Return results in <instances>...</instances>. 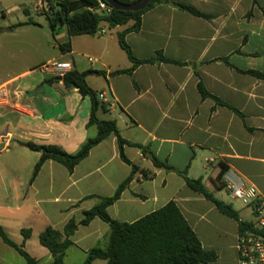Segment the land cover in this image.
<instances>
[{
	"label": "crops",
	"instance_id": "0c3cea01",
	"mask_svg": "<svg viewBox=\"0 0 264 264\" xmlns=\"http://www.w3.org/2000/svg\"><path fill=\"white\" fill-rule=\"evenodd\" d=\"M44 9H49L44 0H0L4 22L0 49L14 54L8 40L32 42L40 34L54 50L41 63L31 62L0 76V88L9 92L8 100L0 103V225L18 244L23 242L22 230H32L26 249L37 264H50L53 255L39 242V234L49 226L63 231L71 219L80 221L98 203L90 196H112L132 171L112 133L73 172L48 159L31 181L41 153L22 142L54 144L75 153L98 132L97 126H88L91 98L62 80L51 81L56 75L42 67L37 69L48 62L66 63L69 70L105 72L87 77L106 105L98 109V117L115 120L125 140L147 148L144 153L138 146L124 145L125 156L148 177L142 171L135 174L120 199L108 207L110 216L131 223L173 200L202 246L217 252V259L208 264H238V221L193 191L180 172L201 179L216 198L234 207L241 220H254L250 207L234 203L223 177L236 171L264 197V0H169L143 13L138 30H129L134 24L129 21L115 27L107 24L114 32L71 37L66 27L53 34ZM18 23L24 24L12 28ZM124 31L137 59L162 52L170 61L143 63L131 72L112 74L133 67L119 43ZM69 39L72 49L64 52L60 44ZM200 82L227 105L203 98ZM152 155L172 169L156 167ZM223 166L221 187L218 176ZM109 234V225L98 217L79 225L65 264H82L90 249L107 247ZM21 257L25 259L0 237V264H24ZM93 264L106 261L96 259Z\"/></svg>",
	"mask_w": 264,
	"mask_h": 264
},
{
	"label": "trees",
	"instance_id": "16d2710c",
	"mask_svg": "<svg viewBox=\"0 0 264 264\" xmlns=\"http://www.w3.org/2000/svg\"><path fill=\"white\" fill-rule=\"evenodd\" d=\"M44 1L49 5V9L45 10L44 13L49 20L53 34L55 35L57 30L61 27H66L69 37L82 34H96L103 22L110 27H115L133 21L134 24L129 30H138L141 25V16L143 13L156 4L169 2V0H153L145 9L136 12L116 10L112 7V11L108 16H102L87 9V7L97 5L99 0ZM119 1L123 3H133L137 0ZM177 5L195 15L207 16L193 7L183 4ZM30 22L32 21L30 20L28 23ZM23 24L24 23L15 24L12 28ZM126 31L119 34V43L133 62V67L130 69L117 70L112 74L131 72L135 67L143 63L170 61L164 57L162 52H158L155 58L143 60L137 59L124 39ZM60 49L64 52L70 51L72 49L71 39L61 43ZM91 73L105 74L104 71H79L74 68L70 69L63 75L55 76L50 80H62L66 87H74L78 89L82 95L91 98L92 108L88 126H97V135L89 137L75 153H69L60 146L54 144L45 145L33 141L22 142V144L30 150L41 153V156L34 167L31 181L35 179L42 165L48 159H53L62 163L70 172H73L76 165L88 156L90 150L112 133L118 138L122 159L131 165L132 171L129 176L119 184L112 196H90L97 198L98 203L91 209L85 211L84 217L80 221L71 219L66 224L63 231L49 226L39 234V242L53 255V261L50 264H65L64 257L66 250L73 244L71 236L78 229L79 225H87L97 217L106 222L110 227L108 245L105 248L96 246L90 249L82 264H93L96 259L105 260L106 264H208L215 261L218 257L217 252L215 250L205 249L202 246L198 235L173 200L169 201L160 209H157L131 223L122 222L110 216L108 207L120 199L123 191L133 180L135 174L138 171H142L144 177H148V173L145 170H140L139 166L128 160L124 154V145L129 144L138 146L144 153L147 152V148L125 140L121 136L115 120H102L98 117V109L100 107L106 108V105L99 101L98 92L93 90L87 82V77ZM198 87L203 98L212 97L218 104L227 105L219 98L211 95L202 82L199 83ZM233 109L243 117L241 112L235 108ZM152 160L154 165L158 168L172 169L167 163L160 161L154 155H152ZM225 170L226 166H223L222 171L218 176L221 187H224L222 176ZM180 174L185 178L187 185L193 191L202 194L206 199L214 202L221 213L238 221L240 235L248 230H255L253 229V221L241 220L239 213L234 207L231 204L216 198L201 179H192L188 177L185 172H180ZM22 235L23 242L18 244L10 237L5 228L0 225V237H2L7 244L14 247L25 258L27 264H37V259L33 257L25 247V242L32 236V230L23 229Z\"/></svg>",
	"mask_w": 264,
	"mask_h": 264
},
{
	"label": "built area",
	"instance_id": "2783aa9c",
	"mask_svg": "<svg viewBox=\"0 0 264 264\" xmlns=\"http://www.w3.org/2000/svg\"><path fill=\"white\" fill-rule=\"evenodd\" d=\"M47 6L49 8L48 3ZM87 9L102 16H108L112 11V6L104 0H99L97 5L87 7ZM42 68L45 72L56 76L69 71L68 64L58 62L45 64ZM8 98V90L4 87L0 88V103L5 102ZM223 179L230 196L250 207L254 215L253 229L255 230H248L240 235L238 264H264V197L259 195L256 186L248 184L236 171H227Z\"/></svg>",
	"mask_w": 264,
	"mask_h": 264
},
{
	"label": "rangeland",
	"instance_id": "374dc122",
	"mask_svg": "<svg viewBox=\"0 0 264 264\" xmlns=\"http://www.w3.org/2000/svg\"><path fill=\"white\" fill-rule=\"evenodd\" d=\"M45 11V9H44ZM50 13V12H49ZM35 17H42L45 18V15H37L35 14ZM4 25L3 20L0 18V26ZM107 24L106 23H101L100 25V30H106L105 33L108 32H114L115 30H112L108 27H106ZM109 26V25H108ZM40 34L34 36V38L32 39V42H30L29 40H25L24 38H12L10 41L11 43V48L15 49V53L14 54H10V52H6L3 49H0V76L5 75L7 73H14V71H17L18 69L22 68L24 65L26 66L28 63L31 62H37V63H41L38 62L41 59H44L45 57H48L50 55H52L54 53V50L46 45V39L44 37L39 36ZM3 39L1 38L0 41H2ZM51 43H55V41H53ZM1 48V47H0ZM23 52V53H22ZM50 63V62H48ZM46 64V63H45ZM45 64H38L39 66H37L38 71L41 70V67ZM36 65V64H34ZM222 195H226L225 192H222ZM228 199V198H226ZM237 206H241L242 203L239 200H236ZM248 218H251V215L248 213ZM38 246L40 247L41 245L39 243H37ZM35 251L36 250H32ZM22 258V257H21ZM24 264H26L25 259H23Z\"/></svg>",
	"mask_w": 264,
	"mask_h": 264
},
{
	"label": "water",
	"instance_id": "95a60500",
	"mask_svg": "<svg viewBox=\"0 0 264 264\" xmlns=\"http://www.w3.org/2000/svg\"><path fill=\"white\" fill-rule=\"evenodd\" d=\"M116 10L140 11L145 9L153 0H137L133 3H123L119 0H104Z\"/></svg>",
	"mask_w": 264,
	"mask_h": 264
}]
</instances>
